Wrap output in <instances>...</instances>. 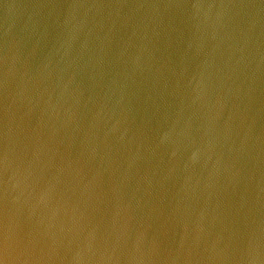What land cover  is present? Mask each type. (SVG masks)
<instances>
[{
    "label": "water",
    "instance_id": "95a60500",
    "mask_svg": "<svg viewBox=\"0 0 264 264\" xmlns=\"http://www.w3.org/2000/svg\"><path fill=\"white\" fill-rule=\"evenodd\" d=\"M0 264H264V0H0Z\"/></svg>",
    "mask_w": 264,
    "mask_h": 264
}]
</instances>
